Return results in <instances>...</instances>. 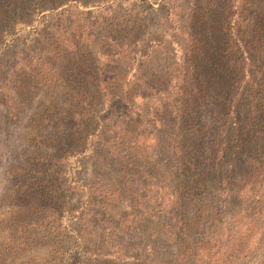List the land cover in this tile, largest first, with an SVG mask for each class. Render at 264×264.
<instances>
[{
  "label": "rangeland",
  "instance_id": "374dc122",
  "mask_svg": "<svg viewBox=\"0 0 264 264\" xmlns=\"http://www.w3.org/2000/svg\"><path fill=\"white\" fill-rule=\"evenodd\" d=\"M175 1L183 10L191 5V0ZM20 3L10 0L4 6L7 14L1 18L5 23L0 33V248L6 247L5 237L14 229L9 222L11 214L16 210L27 214L25 204L30 202L22 198V189L34 195L36 172L44 168L46 177L41 176L46 178L49 191H58L61 196L58 213L47 214V233L36 235L37 230L28 234L36 242L13 264H35L40 257L49 258L44 264H59V252L65 260L61 264H78L84 252L82 260L88 264H164V253L176 251L177 243L167 241L162 225L165 219L160 214L163 194L172 184L164 176L167 159L160 148L139 153L125 142H114L118 155L130 162L127 186L119 161L111 156L108 159L99 153L94 159L87 154L83 167L85 154L54 161L52 138L71 126L74 115L91 109L95 116L103 113L118 92L112 81L130 82L136 73L145 79L154 71L166 72L180 55L179 46L187 42L186 36L174 32L173 39L167 38L173 43L164 49L149 41L166 28V13L149 9L141 21L135 20L130 9L139 8V0H112L79 8L74 2L68 8L70 15L64 16L34 12L35 4L31 13H18ZM144 3L141 11L149 5L158 7L151 0ZM8 15L11 18L5 27ZM73 22L83 26V40L71 31ZM187 26L183 18L181 28L188 31ZM121 30H132L140 39V45L133 49L149 50L152 55L148 59L138 55L140 61L135 63L115 55L109 38ZM113 132L115 140L117 132ZM191 176L189 182L193 181ZM91 182L118 189L109 209L89 203L93 195L85 186ZM175 183L182 185V179L176 178ZM206 183L202 191L195 188L186 194L185 218L204 211L209 221V207L217 206L219 227H227V234L245 239L244 225L254 220L259 227L252 232L253 241L264 237L261 194L239 187L226 192L219 180L209 182L208 178ZM81 242L85 243L84 252ZM251 264H256L255 260Z\"/></svg>",
  "mask_w": 264,
  "mask_h": 264
},
{
  "label": "trees",
  "instance_id": "16d2710c",
  "mask_svg": "<svg viewBox=\"0 0 264 264\" xmlns=\"http://www.w3.org/2000/svg\"><path fill=\"white\" fill-rule=\"evenodd\" d=\"M110 1L21 0L17 12L29 13L35 4L34 12L64 16L70 15L68 8L74 2L79 8ZM144 1L139 0V8L130 9L131 16L141 21L149 9L165 12L166 28L149 41L164 49L173 43L167 38L181 32L187 42L180 44V55L164 73L157 70L145 79L136 73L130 82L112 81L118 92L103 113L95 116L92 109L83 111L72 116L71 126L53 135L54 161L85 154L83 167L87 154L94 159L99 153L108 159L111 156L119 161L129 186L130 162L118 155L114 142H125L139 153L160 148L167 159L164 176L172 183L163 194L160 214L165 219L162 225L167 241L177 243L176 251L164 253V264H251L253 260L264 264V237L253 241L252 232L258 226L254 220L244 225V239L227 234V227H219L217 206L209 207V221L204 211L185 218L189 204L186 194L195 188L205 189L208 178L209 182L219 180L226 192L239 187L264 197V0H191L185 10L175 0H151L158 7L149 5L141 11ZM9 2L0 0V33L5 23L1 18L7 14L4 6ZM10 18L8 15L5 27ZM183 18L188 31L181 28ZM70 29L83 40V26L73 22ZM134 35L132 30H121L109 38L115 55L132 63L140 61L138 55L146 59L152 55L149 50H135L141 42ZM114 130L121 134L115 140L111 136ZM45 173L44 168L36 172L34 195L21 191L24 201L30 202L24 203L27 214L22 210L11 214L9 222L14 229L5 237L6 247L0 248V264H13L16 257L33 247L36 241L28 234L37 230L36 235L47 233V214L55 215L59 209L61 196L58 191L51 194L44 182ZM190 175L194 182H189ZM176 178L182 179V185L175 183ZM87 185L93 195L91 205L98 203L105 210L112 206L118 189L103 182ZM203 232L206 234L200 237ZM84 244L81 242L83 252ZM59 254L61 264L65 260L63 252ZM85 255L79 257L78 264H88L82 260ZM48 259L40 257L35 264Z\"/></svg>",
  "mask_w": 264,
  "mask_h": 264
}]
</instances>
